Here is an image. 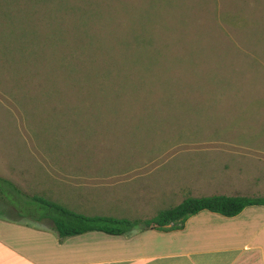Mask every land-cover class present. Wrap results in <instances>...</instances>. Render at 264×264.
I'll list each match as a JSON object with an SVG mask.
<instances>
[{
    "label": "rangeland",
    "instance_id": "374dc122",
    "mask_svg": "<svg viewBox=\"0 0 264 264\" xmlns=\"http://www.w3.org/2000/svg\"><path fill=\"white\" fill-rule=\"evenodd\" d=\"M263 143L264 0H0V175L24 190L130 218L264 195Z\"/></svg>",
    "mask_w": 264,
    "mask_h": 264
},
{
    "label": "crops",
    "instance_id": "0c3cea01",
    "mask_svg": "<svg viewBox=\"0 0 264 264\" xmlns=\"http://www.w3.org/2000/svg\"><path fill=\"white\" fill-rule=\"evenodd\" d=\"M257 151L264 155V143ZM0 264H264V204L232 216L199 210L181 228L65 237L44 224L0 217Z\"/></svg>",
    "mask_w": 264,
    "mask_h": 264
},
{
    "label": "trees",
    "instance_id": "16d2710c",
    "mask_svg": "<svg viewBox=\"0 0 264 264\" xmlns=\"http://www.w3.org/2000/svg\"><path fill=\"white\" fill-rule=\"evenodd\" d=\"M264 204V195L210 194L185 195L177 203L157 210L150 217L130 218L109 214H85L41 194L21 188L10 178L0 175V213L10 211L15 217H26L33 223L47 222L46 226L65 237L89 230L120 234L133 227L173 229L181 228L184 220L199 210H208L224 216L237 214L248 205ZM1 218L19 220L14 217Z\"/></svg>",
    "mask_w": 264,
    "mask_h": 264
}]
</instances>
